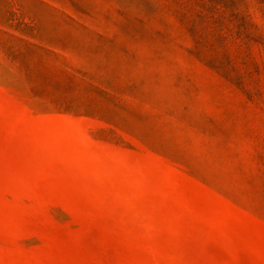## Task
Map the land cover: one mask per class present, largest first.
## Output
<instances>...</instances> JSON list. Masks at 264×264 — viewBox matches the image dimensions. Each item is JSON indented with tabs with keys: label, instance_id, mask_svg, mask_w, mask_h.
I'll use <instances>...</instances> for the list:
<instances>
[{
	"label": "rangeland",
	"instance_id": "1",
	"mask_svg": "<svg viewBox=\"0 0 264 264\" xmlns=\"http://www.w3.org/2000/svg\"><path fill=\"white\" fill-rule=\"evenodd\" d=\"M0 264H264V0H0Z\"/></svg>",
	"mask_w": 264,
	"mask_h": 264
}]
</instances>
